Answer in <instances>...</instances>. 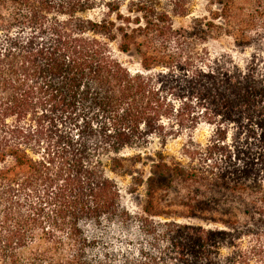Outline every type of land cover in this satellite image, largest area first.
I'll return each mask as SVG.
<instances>
[{
	"label": "trees",
	"instance_id": "obj_1",
	"mask_svg": "<svg viewBox=\"0 0 264 264\" xmlns=\"http://www.w3.org/2000/svg\"><path fill=\"white\" fill-rule=\"evenodd\" d=\"M125 1L0 0V263L264 264V67L194 52L214 22L177 29L157 0ZM179 138L181 157L157 152L148 173L123 156ZM108 168L145 186L140 212ZM173 192L212 226L167 220Z\"/></svg>",
	"mask_w": 264,
	"mask_h": 264
},
{
	"label": "rangeland",
	"instance_id": "obj_2",
	"mask_svg": "<svg viewBox=\"0 0 264 264\" xmlns=\"http://www.w3.org/2000/svg\"><path fill=\"white\" fill-rule=\"evenodd\" d=\"M264 0H157V7L160 11L167 12L175 28L190 29L198 22H214L218 29L205 38L198 36L188 41L190 48L194 52L204 54L208 53L213 59L221 54L228 55L237 63V65H260L264 67V18L258 17L257 25L247 27V20L251 16H256V7L259 2ZM129 0L123 3L124 7ZM218 13V19H212L213 13ZM89 18L99 19L100 9L91 11ZM112 51L125 66L131 71L141 70L140 57L134 53H122L119 51L116 43H111ZM176 51V44H170L168 49L161 51V57H168L170 53ZM255 59V61H254ZM198 65H204L201 62ZM30 117V116H29ZM234 128H230L225 134L228 143L233 142ZM213 134V127L207 123H201L196 129L195 139L206 144ZM183 138L169 140L166 145L156 139L151 145L140 151L128 150L123 156H133L141 153L146 165L137 164L136 169H145L149 172L151 164L155 161V153L163 152L169 158H179ZM45 146V145H43ZM155 156V157H154ZM130 166V165H129ZM132 167V166H130ZM135 167V166H134ZM107 176L113 179L119 186L122 194V201L125 207L134 212H140L145 201V186H140L136 192H132V176L125 171L114 172L107 169ZM180 195L176 192L168 195L163 193L159 197V209L167 213V220H178L179 222L192 221L212 226L199 219H186L181 217L186 214V209L179 206ZM254 240L247 241V245L253 244ZM1 264V263H0ZM262 264V263H256Z\"/></svg>",
	"mask_w": 264,
	"mask_h": 264
}]
</instances>
